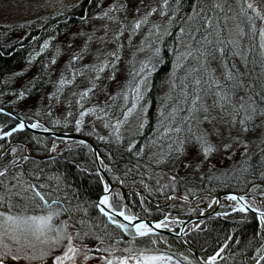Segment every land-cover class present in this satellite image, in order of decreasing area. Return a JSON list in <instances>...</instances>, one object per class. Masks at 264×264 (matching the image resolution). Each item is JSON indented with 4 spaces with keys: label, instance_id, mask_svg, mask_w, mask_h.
Masks as SVG:
<instances>
[{
    "label": "snow or ice",
    "instance_id": "6c2138e0",
    "mask_svg": "<svg viewBox=\"0 0 264 264\" xmlns=\"http://www.w3.org/2000/svg\"><path fill=\"white\" fill-rule=\"evenodd\" d=\"M133 3H135V7H131ZM237 6L239 8L238 13L232 16L225 14L223 17L225 27L229 19H242L249 25L252 38L259 36L260 64L264 68V26L258 28L256 24L257 20L264 23V14L248 0H237ZM188 7L190 12L181 16L180 13L184 9L183 0H174V2L172 0H160L158 6L146 4L145 0H123V2L110 5L106 11L93 18L109 21L108 24L103 26V35L96 34L100 31L99 29L94 30L91 35L80 33V35L86 37V41L80 52L73 53L69 61V67L75 61L84 60L86 56H92L95 62L84 65V69L78 73L73 70L71 79L61 74L57 92H62L64 86L73 84L77 74L84 76L86 71H90L92 73L89 80L90 86L78 94L73 93V95L79 97L76 103L83 109V101L90 98L91 94L98 88L105 94L107 99L102 104H97L80 112L79 118L75 121L76 131L82 130L84 117L91 114L97 120H100L105 128L111 129L109 136L114 134L115 141L121 143L123 140L121 129L134 114L139 113L138 130L133 134V138L129 141L126 149L130 153L133 152V149L137 148L134 137L142 135V130L148 123L146 118L147 107L141 105L146 92L149 90L148 79L155 70V63H152V61L154 59L162 60V48L157 45H163L166 37L173 36V28H178V32L175 34V43L179 44L184 50L181 51L180 47L175 46L171 48V51L175 54V60L173 61V80L170 83L172 89L179 88L180 96L177 104L171 108L167 116L163 109L159 111L160 119L156 131L160 135L157 140L170 138L172 133L179 134L184 131L183 126L187 125V133L195 138L194 142L199 146L198 150L202 151L203 157L207 159L212 152L216 151V148L209 142V137L214 134L226 138L227 142L222 144L224 151L227 152L234 146L244 149L242 155L246 159L241 171L245 173L252 171L254 168L251 163L252 158L248 156V151L251 146L255 145L259 148V178L264 181V79L255 77L253 82L245 81V75L250 74L248 57L254 51L252 44H249L247 52L244 51L241 45L242 39L248 33L240 26V23H236L234 29L227 28L228 36H223L225 27L220 24L217 10L220 13H226V7L225 3L220 2V0H214L212 3H208L207 0H191ZM141 8L145 9L143 14H141ZM233 11L232 5H227V12ZM121 12L124 13L123 20L112 15V13ZM129 12L132 13L131 19L128 16ZM209 12L212 13L211 16L208 15ZM156 14L161 18H166V21L157 22L152 20L151 17ZM85 20L87 21V17H85ZM111 24H115L117 27L112 28ZM143 28H147V33L140 45L137 46L136 52L132 54L131 59L127 62L130 66L127 74L128 79L119 91L112 95L107 91V85L102 86L101 82L105 79L109 82H117V73L121 71L119 66L123 60L125 49L124 38H127L128 47L132 48L133 38L141 34ZM109 33H111L110 37ZM92 43L98 45L94 52L89 47ZM109 45H114V47L109 49ZM48 47L49 42L45 41L43 48ZM69 47H72V45L69 44ZM146 47L152 50V56L147 60L140 61V66L137 69L136 55L144 52ZM229 56L232 58L231 60H229ZM217 57H219L218 63L222 70L219 76L217 75V69L211 66L212 62L217 60ZM190 58L196 61V66L187 69L185 76L181 78L180 84L177 85L175 82L176 71L183 68L185 62ZM236 58L240 60L243 68L248 70L247 72L240 70ZM51 63L55 64L56 60L53 59ZM150 63L152 64L151 68H149ZM253 63H255V60H253ZM106 72L107 76L104 75ZM201 73L203 75H200ZM255 80L260 81L258 86L254 82ZM192 85L194 87L190 93L189 88ZM23 95V92H21V98H23ZM209 96L212 99L211 104L207 102ZM168 98L172 99L171 96ZM49 99L59 100V96L53 94ZM109 100L113 103H109ZM118 100L123 101V103L117 105L115 102ZM181 104L187 107H181ZM117 107L120 116L116 118L113 124L111 123L112 110ZM182 112H186L187 115L180 116V124H177V116ZM68 115L71 116L72 113L69 112ZM190 122H194L196 131H193L194 125ZM203 125H210L211 132L202 127ZM24 127L23 123L18 125V129ZM30 127L37 128L40 125L33 123ZM16 130L13 129V131ZM5 135L11 136L12 133L8 132ZM97 138L105 140L104 136L98 135ZM157 140H151L149 144L138 148L135 154L138 157L144 156L145 148L155 146ZM187 143L188 136L179 139L177 135V138L173 139L172 143L168 145L166 153L162 150L154 151L149 156V161L161 165L168 163L169 159H179L180 156L185 154ZM173 145H176L175 156H173ZM11 151L15 157L17 149L12 148ZM52 151H55V145ZM22 159L27 161L30 157L23 156ZM18 163V160L14 158L10 166L0 170V178H4L0 179V186L4 189L0 192V207L4 209L0 210V264H9V262L20 264L21 261L24 264H36V262L46 264L49 258L52 259V264H77L81 254H83L84 264H86L89 259L94 258L89 255L93 251L106 254L99 257L101 264H218V260L223 259L221 254L228 247L227 244L206 259L201 258L199 261L191 260L187 256L174 259L169 252H161L159 249L149 247H136L137 239L145 237L152 245L161 242L167 244V240L159 237L155 229L167 228L168 223L166 220H162L150 226L140 220L138 215L130 213L126 206L121 205L120 208H117L111 202V197L108 194L111 191L108 183L103 184L105 195H102L98 202L89 205V207L97 208L109 223L115 225L131 239L128 241L129 246L124 248L116 246L121 243L119 239L116 240L115 245L106 244L105 237L96 235L93 226L79 216L80 213L87 216L88 208L80 202L73 204L72 199H76L75 196L70 198L68 195L63 197L58 195L59 186L51 192L44 193L40 189L48 186L45 184L37 186L22 180L23 172L11 177L12 180L16 181L15 184L9 185V183H6L9 172ZM107 170L111 171L110 168ZM31 174L29 173V175ZM101 181H103V177H101ZM259 187V185H254L253 190L255 191ZM261 195L264 196V190L261 191ZM17 198L22 203H14ZM227 199L239 203L240 206L234 207L233 211L247 212L250 209L259 219L260 232L258 235L260 236V242L259 246L254 248V255L250 256L249 259L253 264H264V210L249 204L245 196L230 195ZM253 200H255V197H253ZM261 202L264 203V200ZM212 203H219V201L214 200ZM14 208L17 211L14 212ZM62 216H66L67 219H61ZM117 216L123 217V220L128 223L120 222L116 218ZM137 220H140V222L135 223ZM105 236L109 240L112 238L111 233H106ZM89 237H94L95 240L99 241L95 249L89 248L84 243ZM76 241L81 243L78 245ZM236 243L239 244L240 241H236ZM248 243L249 246L252 245V241ZM101 245L104 246L101 247ZM56 252H60V254L54 255Z\"/></svg>",
    "mask_w": 264,
    "mask_h": 264
},
{
    "label": "trees",
    "instance_id": "16d2710c",
    "mask_svg": "<svg viewBox=\"0 0 264 264\" xmlns=\"http://www.w3.org/2000/svg\"><path fill=\"white\" fill-rule=\"evenodd\" d=\"M104 1L77 0L76 3L56 14L44 15L29 23L11 26L0 25V107L8 108L19 118L30 123H37L51 131L78 132L75 123L60 122V103L66 100L71 88L64 87L62 92H57V88L61 74L66 77L70 70L69 64L66 63L71 58L70 56L66 59L67 49L70 48L69 44H71L67 43L68 36L72 30L77 29L79 31L86 28L103 6ZM207 2L212 3L214 0H207ZM220 2L225 3L226 13H220L217 10V15L220 17L221 26L225 27L223 19L225 14L232 16L239 12V8L237 0H220ZM183 3L184 9L180 13L181 16L190 12L188 5L191 0H183ZM229 4L232 5L233 12H227V5ZM208 15L211 16L212 13L209 12ZM85 17H87V21ZM236 23L243 25L245 32L248 33L241 41L244 51L247 52L249 44L254 47V51L248 57L250 74L245 75V81L253 82L255 77L264 79V75H262L264 68L260 64L259 39L252 38L249 25L242 19H229L223 36L227 37V28L234 27ZM177 32L178 28H173V36L166 37L164 44L160 45L162 60H159L158 68L151 77V88L142 104L148 103L150 105L149 121L142 131L143 134L134 137L137 148L133 149L131 153L126 151L129 141L133 137L126 136L121 143L113 141L100 143L89 127L86 126L78 132L96 144L103 155L106 168L111 169V171L106 170L112 182L122 188V190L117 189L113 192L111 202L117 208H120L121 205L126 206L130 213L138 215L141 219L159 221L168 216L169 213H173L174 208L168 205L173 196H184L193 200L201 196L216 198L223 192H232L242 195L248 194L264 200V196L261 195V191L264 190V181L259 178V148L255 145L251 146L248 151V156L252 158L251 163L254 166L253 170L248 173L241 171L246 159L242 155L244 149L234 146L226 152L222 147V144L227 142L226 138L214 134L209 137V142L216 148V151L212 152L202 165V161L199 160L201 151L198 150L199 146L194 142L195 138L187 133V125L183 126L184 131L181 133L170 134V138L166 137L161 139V143L157 142L155 146L145 148L144 156L138 157L135 154L138 148L149 144L151 140H157L154 136L157 132L159 111L164 104L163 89L173 72V61L175 60V54L171 48L173 46L178 47V44L175 43ZM45 41L49 42V47L46 49L43 48ZM53 59L56 60L55 64L51 63ZM218 59L219 57L212 62L211 66L217 69L219 76L222 70ZM231 59L229 56V60ZM193 60L190 58L186 62L182 72L186 74V70L193 67ZM194 63H196L195 60ZM236 63L241 71H248L243 68L238 58H236ZM254 82L258 86L260 81L255 80ZM101 84L102 86L107 85V91L112 95H115L121 88L120 84L115 85V82L110 83L106 79ZM193 87L194 85L189 88L190 93ZM21 92L24 94L23 98L20 96ZM53 94L59 96V100L49 99ZM94 95L102 100L100 104L107 99L99 88L96 89ZM179 96L180 90L178 88ZM116 109V112H119V109ZM117 114L120 116V113ZM85 119L87 123L91 120L89 115ZM190 123L194 125V122ZM17 124L18 121L15 118L0 112V130L3 133L12 130ZM202 127L210 132L212 130L210 125H203ZM193 131H196L195 125ZM177 135L179 139L188 136L192 142V144L187 143L185 145L186 152L183 156L176 160L169 159L168 163L161 165L149 161V156L154 151L162 150L166 153L168 151L167 146L172 143L173 139L177 138ZM34 138L40 139V144H36L33 141ZM60 141L21 130L9 137L0 139V153L7 149L10 142L42 152V159L27 160L24 168L13 169L5 182L9 185L15 184L16 181L12 180L11 176L23 172L22 180L37 186L40 184L47 185L48 187L40 189L44 193L51 192L59 186L58 195L62 197L68 195L70 198L75 196L76 199H72L73 204L80 202L88 208L87 216H84L83 213H80L79 216L93 226L96 235L105 237L106 244L115 245L116 240L119 239L121 243L116 245L117 247H128V241L131 237L123 234L115 225L109 223L97 208L89 207V205L97 202L104 193V182L101 181L98 174L92 151L80 143H72L57 149L56 143ZM54 145L55 151H52ZM175 148L176 145H173V156L176 155ZM194 150L197 151L193 153ZM192 153L195 154V158L191 155ZM8 158L6 155L3 159L9 160ZM206 162L209 163H207L208 166ZM185 165L190 166L186 167ZM29 173L32 174L29 175ZM117 177L119 179H116ZM254 185L260 187L254 191ZM3 190V187L0 186V192ZM14 203L19 204L22 201L17 198ZM0 210L4 209L0 207ZM13 211L15 212L17 209L14 208ZM220 212L229 214L205 219L196 229L189 231L184 237L187 246L197 256L190 252L179 239L160 234H158L159 237L166 239L167 244L161 242L152 245L145 237L138 238L135 246L169 252L174 259L187 256L191 260L199 261L201 258L206 259L227 244L228 247L221 254L223 259H219L218 264H253L249 257L254 255V248L259 246V219L251 213L234 212L233 208L230 207L222 208ZM201 213L202 211L196 210L195 215H179L178 217L188 219ZM61 218L67 219L66 216ZM106 233L112 234L110 240L105 236ZM236 241H240V243L237 244ZM249 241H252L251 246H249ZM76 242L81 243L80 241ZM84 243L89 248L95 249L99 241L95 240L94 237H89ZM103 246L101 245V247Z\"/></svg>",
    "mask_w": 264,
    "mask_h": 264
},
{
    "label": "rangeland",
    "instance_id": "374dc122",
    "mask_svg": "<svg viewBox=\"0 0 264 264\" xmlns=\"http://www.w3.org/2000/svg\"><path fill=\"white\" fill-rule=\"evenodd\" d=\"M76 2H77V0H0V25L11 26L13 24L29 23V22H32L35 19L42 17L44 15L56 14V13H58L64 9L68 8L69 6H71L72 4H74ZM118 2H123V0H105L103 6L100 8L98 13L94 17L99 16L100 14H102L103 11H106L110 5H112L114 3H118ZM248 2L253 3L254 7L259 9L261 11V13L264 14V0H248ZM145 3L151 4L152 6H158L160 3V0H145ZM131 7H135V3H133L131 5ZM144 10H145L144 8H141V14H143ZM112 15L118 16L121 20L124 19V13L123 12L112 13ZM128 16H129V19H131L132 13L129 12ZM93 18L90 21L89 25L86 26V28L80 29L79 31L77 29L71 31L70 35L68 36L67 43H71L72 47L67 49L68 55L66 56V59L69 58L70 56L72 57L74 52H80L81 51V48L86 41V37L83 35H80V33H85V34L91 35L94 30L99 29L100 31H98L96 34L97 35H103V26L105 24H108L109 21L100 20V19H93ZM151 19L154 21H157V22H160L162 20L166 21V18H161L158 14L151 17ZM256 24H257V27L264 26V23H262L259 20L256 21ZM110 26L112 28L117 27L115 24H111ZM240 26L243 27V25H240ZM231 27L233 29L235 28V26L234 27L231 26ZM146 33H147V28H143L141 34H139L133 38V47L132 48L128 47L127 38L126 37L124 38L125 49H124V53H123V60L119 66L121 71L117 73V82H115V85L120 84V86L122 87L123 84L128 79L127 74H128V70H129L130 66L128 65L127 62L129 59H131L132 54L136 52L137 46L140 45V43L144 39V35ZM110 36H111V33H109V37ZM256 38L259 39V36L257 35ZM97 46L98 45L96 43H92L89 47H90V50L94 52ZM157 46H160V45H157ZM112 47H114V45L108 46L109 49H111ZM178 47L181 48V51L184 50L179 44H178ZM151 56H152V50L148 49L147 47L145 48L144 52L137 53V55H136V61H137L136 68L137 69L139 68V66H140L139 62L140 61L147 60ZM69 61H70V59H68L66 63L69 64ZM94 62L95 61H94L92 56H86L85 59L82 61L73 62L71 64L69 73L67 74L66 78H68V79L72 78L73 70H76L78 73L80 70L84 69V65L91 64ZM152 63H155V70L152 72L151 76L148 79V89L149 90L146 92L145 97L147 96L148 92L150 91L151 77L154 75V72L158 68L159 60L154 59L152 61ZM186 64L187 63L185 62L184 66H186ZM151 66H152V64L150 63L149 68H151ZM193 66H196V63H194V60H193ZM183 68H180L176 71L175 82L177 85H179L181 78H183L185 75V72H182ZM125 72H126V74H125ZM91 75H92V73L90 71H86L84 76H80L77 74L75 82L73 84L64 86V87L68 86L69 89L71 88V91L67 94L66 100L63 101L62 103H60V122L73 124L79 118V114L82 110H85V109L91 108L97 104H100V102L102 101L101 99L96 98L97 96L94 95L95 94V92H94L93 94H91L90 98L85 99L83 101V104H84L83 109H81L80 106L76 103V100L79 97H78V95H73V93L78 94L81 91L85 90L87 87H89L90 86L89 80L91 78ZM104 75L107 76V72ZM172 80H173V72L170 76V79L166 82L164 89H163V93L165 95H164V101H163L164 104L162 105L161 109H163L166 116L171 111V108L175 104H177L178 99H179L178 88L174 90L171 87L170 81H172ZM104 81L105 80H103V82ZM169 96H171L172 99H169L168 98ZM174 96H177V97H174ZM207 102L209 104H211V102H212L211 96L207 97ZM109 103H113V102L109 101ZM115 103L117 105H119V104H122L123 101L118 100ZM142 104H143V102H142ZM69 105H71V106H69ZM141 106L147 107V117L146 118H147V121H149V119H148L149 112L148 111H149L150 105H148V103H147V104H144ZM180 106L181 107H187L186 105H183V104H181ZM116 110L117 109L112 110L111 123H113V124L115 123L116 118L118 117L117 115H119L117 113H120V111L116 112ZM69 112L72 113L71 116L68 115ZM182 115H187V113L182 112V113H180V115L177 116V124H180V122H179L180 116H182ZM89 116L91 119L89 121V123L86 122V119H85L86 116L84 117L82 128H85L86 126L89 127V129H91V131L94 133L95 138H97L98 135L104 136L105 140H99L97 138L100 143H104V142L108 143L111 141L116 142L114 134L112 136H109L111 129L105 128L103 126V123L100 120H97L94 115L89 114ZM138 116H139V113L134 114L130 118L129 122L121 129V135L123 137V140L126 136L133 137V134L138 130L137 129V125L139 123ZM159 119H160V115H159L158 121H159ZM40 127H42V126H40ZM76 133H78V132H76ZM0 135H1V133H0ZM159 135H160V133L156 132V135L154 137L157 139V137ZM33 141L36 144H40L39 143L40 139H38V138H34ZM157 142L161 143V139L157 140ZM188 143L192 144L190 138L188 139ZM70 144H71L70 142H66L64 140H61L60 142L56 143V148L61 149V148L68 146ZM12 148L17 149L15 157L12 154V151H11ZM167 150H168V146H167ZM196 151L197 150H194L193 153H195ZM193 153L191 155L193 156V158H195V154H193ZM6 155L9 157L8 158L9 160L3 159L4 157H6ZM200 155L201 156L199 157V160L202 161V165H203V161L205 162L206 159L203 157L202 151L200 152ZM23 156L42 159L41 158L42 152L27 148L26 146H24L22 144L10 142V144L8 143L7 149L3 150L0 153V170L5 168L6 166H10L11 161L14 158L17 159L19 163L17 166L12 168V170L17 168V167H20L23 169L24 164L26 162L25 160L22 159ZM207 163L208 162H206V165L208 166L209 163L208 164ZM12 170L9 173H12ZM13 176L14 175H12L11 177H13ZM212 201H214V198L206 197V196H201V197H198V198L193 199V200H189L187 198L185 199L184 196H173L170 198V200L168 202V205L169 206L171 205V207L174 208L173 213L170 216L174 217V213L177 215H184V216L195 215L196 210H198L199 212L202 211V213H204L214 205V203H212ZM248 203L253 204L255 207L264 210V203H262L259 200H252V201L250 200V201H248ZM209 205H211V206H209ZM228 207H230V208L238 207V204L226 199L222 203V208L226 209ZM37 214H39V213H37ZM61 219H65V218H61ZM178 227H179L178 224L171 222V224L168 223L167 228L172 230V231H177ZM77 244L79 245V243H77ZM122 248H124V247H122ZM59 254H60V252L54 253V255H59ZM117 254L119 255V253H117ZM89 255L94 257V258L89 259L86 262V264H101V260L99 259V257L106 255V254L105 253H97V252L93 251ZM9 264H11V262H9ZM20 264H24V262L21 261ZM36 264H41V262H36ZM46 264H52V259L49 258L46 261ZM77 264H84L83 254H81L80 257L78 258Z\"/></svg>",
    "mask_w": 264,
    "mask_h": 264
},
{
    "label": "water",
    "instance_id": "95a60500",
    "mask_svg": "<svg viewBox=\"0 0 264 264\" xmlns=\"http://www.w3.org/2000/svg\"><path fill=\"white\" fill-rule=\"evenodd\" d=\"M0 112L8 113L11 117L16 118L20 123H23L25 125V127L22 130L29 131V132H31V133H33L35 135L47 136V137H51V138H54V139L67 140V141L73 142V143L74 142L75 143H80V144H83V145L89 147V149L92 151V153L94 155L95 163H96L98 174H99L100 178L103 177L104 183H108L109 186H110L111 191L108 194L111 195L113 190L115 188H117V186H115L113 184V182L111 181L110 177L108 176V174L106 172V169H105V166H104L103 155L101 154L99 148L89 138H87L85 136H82L80 134H77V133L55 132V131H49V130L45 131V129L44 130H40V129H37V128H32V127H30V125H31L30 123H28L25 120L19 119L13 112H11V111H9V110H7L5 108H2V107H0ZM14 129H18V127L14 128ZM10 132L13 133L15 131L12 130ZM81 141H83V143H81ZM102 195H105V193H103ZM230 195L245 196L246 200L253 198L251 195H241V194H236V193H232V192H223L216 198V200L219 201V203H215L214 206L210 210H208V211H206V212H204V213H202V214H200V215H198V216H196L194 218L181 221L180 229L178 231H172V230H168L166 228H160V229H155V232L158 233V234H163V235H166V236L175 237V238L179 239L188 248V250L190 252H192L193 254H195L197 256V254L194 253L192 251V249H190L187 246V244L185 243V241H184V236H185V234L187 232V229L189 227H191V226L193 227V225L195 227V225L200 224L203 220H205V219H207L209 217H213V216L217 215L219 210H220V208H221V206H222V203ZM100 197L98 198V200L100 199ZM98 200H97V202H98ZM247 212L256 215L250 209ZM116 218L122 223H126V224L128 223L127 221L123 220V217L117 216ZM140 220H143L144 222L148 223L150 226H153L156 223H158V222H154L152 220H147V219H140ZM140 220L135 221V223H139ZM166 221L179 222L178 219H171V218L166 219ZM181 229H183V231H181Z\"/></svg>",
    "mask_w": 264,
    "mask_h": 264
},
{
    "label": "flooded vegetation",
    "instance_id": "af4514ba",
    "mask_svg": "<svg viewBox=\"0 0 264 264\" xmlns=\"http://www.w3.org/2000/svg\"><path fill=\"white\" fill-rule=\"evenodd\" d=\"M0 131H1V130H0ZM0 139H3V138H0ZM111 196H112V195H111ZM171 214H172V213H169L168 216H166V217H164L163 219L159 220V222L162 221V220H166V219L170 218V215H171ZM178 216H179V215H177V214L174 213V217H173V218H176V219H180V220H182V219H181L180 217H178ZM171 222H172V221H167V223H169V224H171ZM172 223H175V222H172Z\"/></svg>",
    "mask_w": 264,
    "mask_h": 264
}]
</instances>
